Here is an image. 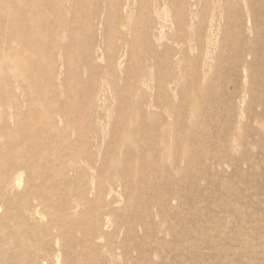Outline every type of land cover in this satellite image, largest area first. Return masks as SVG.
I'll return each instance as SVG.
<instances>
[{"label": "rangeland", "instance_id": "374dc122", "mask_svg": "<svg viewBox=\"0 0 264 264\" xmlns=\"http://www.w3.org/2000/svg\"><path fill=\"white\" fill-rule=\"evenodd\" d=\"M17 1L0 0L1 55L9 61L19 56L7 47L21 49L4 32ZM43 3L36 0L30 21L45 42L34 57L44 68L10 65L5 76L19 101L61 106L58 127L75 125L66 138L82 153L71 150L67 163L98 185V200L72 211L74 199L60 192L65 183L40 180L37 197L44 183L52 191L44 222L61 235L73 216L72 228L84 223L91 231L112 210L98 238L90 236L94 254L78 250L65 264H264V0ZM88 38L98 52L93 73L84 62ZM5 95L0 83V100ZM97 150L92 172L88 152ZM112 180L118 185L107 205L111 197L99 192ZM74 235L75 247L85 242Z\"/></svg>", "mask_w": 264, "mask_h": 264}, {"label": "bare ground", "instance_id": "6f19581e", "mask_svg": "<svg viewBox=\"0 0 264 264\" xmlns=\"http://www.w3.org/2000/svg\"><path fill=\"white\" fill-rule=\"evenodd\" d=\"M24 1L29 2V4L24 5ZM39 1L51 7L58 3H64L89 8L90 5L98 3V0ZM35 4L36 0H19L17 6L20 10L15 15H7L9 23H11L9 26L12 28L8 26V32L4 29L6 37L15 38L21 46L19 52H16L13 46H8L7 49L15 52L19 56L18 60L9 61L4 57L2 58L3 49L0 47V83L4 85L6 94L5 98L0 100V264H2V259H5L8 264H65L69 257L78 253V250L82 255V252L88 247L94 254L98 246L90 236L94 234L98 238L101 223L106 222L105 224H108L110 219L107 217H111L112 212L111 207H109L108 212L95 218L94 228L91 231L89 224L84 223L79 227L74 226L72 228V225L75 224L71 221L73 216L67 217L69 221H63L60 229L63 235L59 233L52 235L51 219H47L48 223L44 222L48 217L46 214L47 206L50 203L49 197L52 191L44 183L41 190L42 194L37 197L34 187L40 180L55 178L57 181L65 183L66 186L60 189V192L66 199H74L73 203L69 205L72 211H76L79 206L91 207L92 203L98 200V185L94 186L92 182L87 183V176L79 175L80 168L74 163H67L73 155L71 150H75L76 155L82 153L66 138L75 125H71L67 121L66 128L60 130L58 127V124L64 121L63 113L65 111H62L61 106L60 109L56 108L54 111L51 106L40 102L19 101L13 97L10 77L5 76V68H10V65L13 68L17 67L16 70L20 68L30 69L31 67V69L40 72L45 66L44 61L39 66V63L34 60L36 54L40 55L38 49H41L42 52L40 56H43L46 49L45 42L35 38L37 31L35 25L33 26L30 21ZM91 43L90 38L86 39L87 47L84 62L89 73L98 71V52L92 50ZM64 52L68 53L67 51ZM27 57H29L28 62L25 60ZM48 74L49 79L56 77L52 65H49ZM65 84L66 82L62 81L61 86ZM65 87L72 91L75 90L73 84H67ZM35 92L38 93L37 86ZM141 98L144 99L143 96ZM137 108L139 111L140 107ZM142 111L143 118L149 117L150 114H147L146 110L142 109ZM65 115L68 117V114L65 113ZM134 118L137 119L138 123H142L141 118ZM76 128L77 133L81 137H85L83 127L77 126ZM55 143L64 146L57 151L53 147ZM97 163L98 150L95 153L89 151L87 157L88 170L95 171ZM73 171L77 174L71 182L69 176ZM163 171L166 174V169ZM123 174L126 175L127 173ZM120 176L123 178L121 173ZM116 184L117 182L112 180L108 189H102L99 192L101 197H111L107 205L114 203L112 195L116 192L115 189L118 185ZM68 226V229L72 231L68 232L67 236L65 231ZM74 233L81 234V236L85 235V242L75 247L79 242L76 241ZM72 248H74L73 252Z\"/></svg>", "mask_w": 264, "mask_h": 264}]
</instances>
